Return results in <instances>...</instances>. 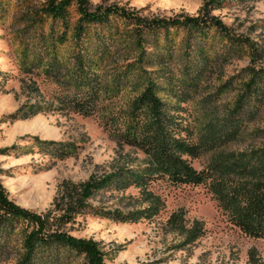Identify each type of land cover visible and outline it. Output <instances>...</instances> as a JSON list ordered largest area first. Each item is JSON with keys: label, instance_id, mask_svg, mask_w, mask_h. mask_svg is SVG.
Segmentation results:
<instances>
[{"label": "trees", "instance_id": "trees-1", "mask_svg": "<svg viewBox=\"0 0 264 264\" xmlns=\"http://www.w3.org/2000/svg\"><path fill=\"white\" fill-rule=\"evenodd\" d=\"M229 1L201 0L192 15L145 16L140 8L103 0H0V19L13 9L21 22L19 69L53 85L46 100L25 102L8 119L46 111L95 115L106 131L145 156L135 165H121L73 185L67 201L55 202L58 214L20 207L7 197L0 182V260L12 251V239L17 236L18 250L9 264H106L95 240L69 234L62 226L77 215L117 223L152 219L164 207L149 189L159 177L188 184L209 178L208 189L230 222L247 236L264 238V144L221 149L264 109V45L211 14ZM241 57L246 58L245 64L197 99L206 116L196 127L179 104L193 99L200 81L215 66ZM232 80L238 84L231 99L213 104L218 91ZM127 89L132 95L123 108L101 112ZM258 132H264V126ZM31 141L38 152L57 159L77 148L73 142L36 136ZM14 147H2L0 154ZM207 153L205 168H192L189 160ZM2 172L9 175L0 168ZM128 188L138 193L135 207L122 210L90 202L99 192ZM166 222L182 235L177 247L202 233L197 221L186 226L182 209L170 213ZM247 261L258 264L253 249L248 250Z\"/></svg>", "mask_w": 264, "mask_h": 264}, {"label": "rangeland", "instance_id": "rangeland-1", "mask_svg": "<svg viewBox=\"0 0 264 264\" xmlns=\"http://www.w3.org/2000/svg\"><path fill=\"white\" fill-rule=\"evenodd\" d=\"M91 3L100 0H89ZM105 3L140 8L145 16H170L177 12L195 14L201 0H103ZM235 32H241L264 45V0L229 1L223 7L211 10ZM16 10L0 19V148L13 144L8 154H0V182L7 197L22 208L37 213L51 211L58 214L54 204L69 199L73 185L88 176H99L121 165H135L144 160V154L135 146L122 143L106 131L95 115L82 116L65 111H46L24 119L9 120L7 115L25 102H34L49 94L52 83L35 74L19 69V40L17 29L21 22ZM246 58L232 59L217 65L200 81L192 100L179 105L189 113L188 120L198 127L205 112L197 99L213 91L223 80L245 64ZM264 62V57L261 59ZM230 84V83H229ZM238 82L232 80L218 91L213 104L227 102L233 96ZM37 87L36 91L33 90ZM41 95V96H40ZM132 95L130 90L120 92L101 112L123 108ZM172 101L170 97H164ZM211 107V104L207 106ZM193 118V119H192ZM264 109L256 112L243 126L235 141L222 150H240L264 144ZM45 140L73 142L77 148L70 156L57 159L38 152L31 137ZM20 147V148H19ZM16 148H19L18 150ZM209 154L189 160L195 170L204 169ZM209 178L197 184L173 183L165 177L151 182L149 189L164 202L163 209L150 220L136 223H117L90 215H77L62 226L69 234L92 238L104 251L106 264H248V250L258 264H264V238L245 235L217 206L208 189ZM134 197V198H132ZM134 188L123 192H99L90 202L107 208L126 210L138 203ZM182 209L185 224L199 222L202 233L193 242L177 247L182 235L170 229L166 220L170 213ZM12 251L0 264L13 261L18 250V239H12Z\"/></svg>", "mask_w": 264, "mask_h": 264}]
</instances>
